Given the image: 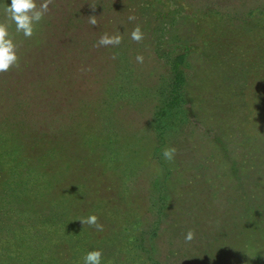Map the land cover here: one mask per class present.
<instances>
[{
  "label": "rangeland",
  "instance_id": "rangeland-1",
  "mask_svg": "<svg viewBox=\"0 0 264 264\" xmlns=\"http://www.w3.org/2000/svg\"><path fill=\"white\" fill-rule=\"evenodd\" d=\"M7 2L0 264H264V0H52L32 37Z\"/></svg>",
  "mask_w": 264,
  "mask_h": 264
},
{
  "label": "clouds",
  "instance_id": "clouds-1",
  "mask_svg": "<svg viewBox=\"0 0 264 264\" xmlns=\"http://www.w3.org/2000/svg\"><path fill=\"white\" fill-rule=\"evenodd\" d=\"M52 0H11L7 2L3 13L14 23L15 31L22 33L25 37H32L34 35L37 25L44 19L45 13L48 11L49 4ZM135 17H129L134 19ZM89 23L96 25L98 20L96 15L89 16ZM131 39L140 41L143 39V32L139 25H137L131 32ZM122 41V36L119 34L110 35L103 34L97 41L98 46L119 45ZM138 62H143V55L137 56ZM19 52L17 44L10 32L7 22H0V72H6L11 68L18 66ZM175 149L166 148L163 151L165 159L171 160L173 158ZM98 217L96 214H91L83 223L90 225L97 224ZM193 232L190 230L187 233L186 239H191ZM82 264H104V254L99 248H94L86 252L83 256Z\"/></svg>",
  "mask_w": 264,
  "mask_h": 264
},
{
  "label": "trees",
  "instance_id": "trees-1",
  "mask_svg": "<svg viewBox=\"0 0 264 264\" xmlns=\"http://www.w3.org/2000/svg\"><path fill=\"white\" fill-rule=\"evenodd\" d=\"M182 55L180 56V59H182ZM180 82H181V78H175V80H174V85H180ZM177 101V94L175 95V97H174V102L173 103H175ZM38 145H39V143H37ZM41 147V151H40V154H39V156H38V160L41 162V164H42V166L43 165H45V162L46 161H48L49 159H51L50 158V156H51V148L48 146V145H43V146H40ZM42 152H43V154H42ZM31 172H37V169L36 168H31ZM40 172H41V169H40ZM47 175H48V172L47 171H45L44 172V176H46L47 177ZM48 176H50V174L48 175Z\"/></svg>",
  "mask_w": 264,
  "mask_h": 264
}]
</instances>
